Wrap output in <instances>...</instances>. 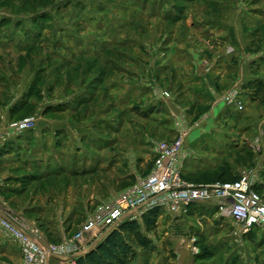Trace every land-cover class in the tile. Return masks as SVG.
Masks as SVG:
<instances>
[{
	"label": "rangeland",
	"instance_id": "374dc122",
	"mask_svg": "<svg viewBox=\"0 0 264 264\" xmlns=\"http://www.w3.org/2000/svg\"><path fill=\"white\" fill-rule=\"evenodd\" d=\"M240 63L264 81V0H0L2 206L61 243L100 203L150 174L159 143L184 135L185 144L193 124L209 118L208 108L191 115L197 104L185 76L217 64L237 75ZM219 93L229 144L203 142L220 154L200 160L218 168L189 182L205 185L217 174L231 182L257 170L264 201V98L253 101L237 79ZM229 95L241 106L228 105ZM250 107L255 117L246 116ZM28 119L33 129L7 131ZM163 218L168 226H140L152 248L134 245L126 264H245L240 251L264 258V232L240 243L235 224L212 207L199 205L180 222ZM177 237L194 249L180 260ZM0 264H22L19 246L2 233Z\"/></svg>",
	"mask_w": 264,
	"mask_h": 264
},
{
	"label": "built area",
	"instance_id": "2783aa9c",
	"mask_svg": "<svg viewBox=\"0 0 264 264\" xmlns=\"http://www.w3.org/2000/svg\"><path fill=\"white\" fill-rule=\"evenodd\" d=\"M226 103L237 104L236 95L227 96ZM34 125V120L28 119L8 126L7 131L23 133ZM7 137L6 133L0 134V146ZM186 160L184 135L172 143H159L150 174L139 178L116 200L100 203L79 231L59 244L48 243L36 227L9 214L2 204L0 233L20 247L22 264H77L122 223H142L154 211L178 222L189 216L192 207L201 205L231 219L243 236L264 230V201L256 190L260 182L257 170H250L233 182L195 185L185 179ZM176 240L178 260L183 251H194L184 237Z\"/></svg>",
	"mask_w": 264,
	"mask_h": 264
},
{
	"label": "crops",
	"instance_id": "0c3cea01",
	"mask_svg": "<svg viewBox=\"0 0 264 264\" xmlns=\"http://www.w3.org/2000/svg\"><path fill=\"white\" fill-rule=\"evenodd\" d=\"M220 58H221L220 63L221 61H228L224 57V55L221 56ZM222 65L226 67L225 64H222ZM221 66L220 64H217L215 70L210 73H200V74L192 73L189 76H185L184 82L182 81L183 83L182 86L186 88V90H188L190 93V96H191L189 100L190 104H193V103L197 104V107L193 109L194 111L191 112V115L194 114V116H196L198 114V110L201 108L209 109V112L207 113L209 114L208 116L209 118L202 120V122L201 120L197 121L196 124H193L194 126L189 132L188 137H186L185 151H187V160H186V165H185V170H184V176L190 181L193 180L196 177L197 173L199 172H203V171L213 172L214 170H217L218 168V167H215V165L211 166L210 162L205 163L200 160V159H203L204 157L208 158L206 156H209V155H211L212 158H214L213 156H217L218 154H220V152H216L219 147L215 150H213V147H212V151L210 152L208 150H202L203 142H207L209 145L210 144H214V145L229 144L228 139L230 138V134H229L230 132H228L227 130V126H228L227 124L230 122V115H228L226 107L224 103L221 101L219 92L224 91L226 87L236 82V79H237V83L244 84L246 88L249 90L253 89V91L255 92L253 101L258 100L259 98H264V81L256 80V79H260V77L253 74L254 73L252 72L253 70L250 69V67H248L246 64L240 65L237 75L235 73L225 74ZM249 103H248V106H249ZM187 104H189L188 101H187ZM250 104L253 107V105H255L256 103H250ZM252 107L247 109L245 113L246 116L255 117V110L253 109L254 107L253 108ZM261 123H264V119L261 121ZM65 124L66 123L63 124V130L66 127H68ZM175 139H171V141ZM40 151L43 153L42 149ZM5 156H7L6 153H2L0 155V162L5 160L6 158ZM36 160L37 158L36 159L34 158L33 161L36 162ZM10 178H13V176H9L6 179L8 183H10V180H11ZM197 185H200V184L197 183ZM1 204L2 203L0 201V205ZM196 207L198 206L192 207V209L190 210L189 216L191 215V212L195 210ZM229 220L232 223H234L231 219ZM144 222L145 221H143L142 223H138L139 226H142ZM157 223H158L157 227L159 226V224H164V225L167 224V226L169 225L168 223L164 221V218L161 215ZM235 226L238 229L236 224ZM256 232H259V234H261L262 232H264V230H257ZM233 235H234L233 237L236 240L240 241V243L247 239L245 236H242L240 233L238 235V232H236V230L234 231ZM20 254H21V261H22L21 250H20ZM240 254L243 255L241 257L246 258L245 264H264V258L259 261V259H257L256 254H254L253 251H240ZM247 254L249 255L247 256Z\"/></svg>",
	"mask_w": 264,
	"mask_h": 264
},
{
	"label": "trees",
	"instance_id": "16d2710c",
	"mask_svg": "<svg viewBox=\"0 0 264 264\" xmlns=\"http://www.w3.org/2000/svg\"><path fill=\"white\" fill-rule=\"evenodd\" d=\"M211 178L213 181L207 183L209 176H206L203 180L204 184L227 182L223 174H217ZM160 215L159 211H154L144 218L147 231H153L157 228ZM134 245H137L140 249L147 250L152 248V241L141 234L140 226L137 222H124L95 248L81 257L77 264H126L128 259L136 256Z\"/></svg>",
	"mask_w": 264,
	"mask_h": 264
}]
</instances>
